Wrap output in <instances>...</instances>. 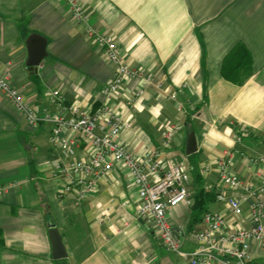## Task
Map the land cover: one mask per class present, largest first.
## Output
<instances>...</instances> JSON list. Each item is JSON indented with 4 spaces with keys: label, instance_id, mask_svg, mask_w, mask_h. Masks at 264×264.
<instances>
[{
    "label": "crops",
    "instance_id": "1",
    "mask_svg": "<svg viewBox=\"0 0 264 264\" xmlns=\"http://www.w3.org/2000/svg\"><path fill=\"white\" fill-rule=\"evenodd\" d=\"M78 1L88 12L86 22L72 20L64 0H0V73L38 115L65 114L63 106L72 104L94 113L105 101L103 88L115 66L86 28L112 34L123 61L142 71L123 79L112 100L130 122L119 141L135 156L152 152L183 160L192 204L202 189L209 197L206 211L221 212L235 226L225 199L218 198L230 190L219 186L214 163L232 152L233 169L258 184L249 159L264 154V0ZM34 36L46 40V55L30 70L28 44ZM238 46L251 56L242 83L223 74L226 63L237 64L236 55H227ZM138 88L143 93L135 97ZM54 89L62 100H53ZM105 118L98 123L107 126ZM170 124L180 128L165 148L163 132ZM52 126L47 121L31 126L0 91V264H187L137 220V186L121 162L88 196L58 195L65 181L58 167L86 158L89 150L77 137L73 155L63 157L50 141ZM191 131L194 152L187 141ZM205 165L210 171H202ZM203 213L180 204L170 219L190 233ZM249 220L245 203L239 221L246 227ZM50 223L62 237L65 258L52 256ZM195 247L187 234L182 248ZM252 255V264H264V249L255 243Z\"/></svg>",
    "mask_w": 264,
    "mask_h": 264
},
{
    "label": "built area",
    "instance_id": "2",
    "mask_svg": "<svg viewBox=\"0 0 264 264\" xmlns=\"http://www.w3.org/2000/svg\"><path fill=\"white\" fill-rule=\"evenodd\" d=\"M69 7L70 17L77 22H86L88 12L78 0H64ZM86 33L104 49L105 58L115 66V75L103 88L105 101L94 113L80 110L76 105L63 106V113L45 112L38 115L23 94L11 83L8 75L0 73V91L6 95L31 126L42 121L52 123L50 141L60 149L63 157L73 155L77 137L88 144L86 158L71 159L58 167L57 173L64 178L58 195L73 193L86 197L96 189L97 181L110 172L115 162H121L129 178L137 186L138 202L135 208L137 220L150 227L159 243L171 252L177 253L188 264H252V244L264 249V154L251 157L249 167H255L253 176L258 184L243 178L233 169L234 154L220 157L215 161L216 179L219 186L230 190L226 196L222 191L218 198L225 199V209L237 221L235 226L226 224L221 212L205 211L198 227L190 233L182 224L173 223L170 214L180 204L192 205V195L188 188L189 171L184 161L173 156L164 159L159 153L146 152L135 156L126 150L118 137L121 131L130 127V122L117 113L112 100L117 96L122 80L139 77L142 71L130 67L120 54L116 39L112 34L100 33L87 26ZM141 88L134 92L138 97ZM53 100H62L59 90L51 93ZM175 98V94L170 95ZM106 117L107 126L98 123ZM180 128L179 124L166 125L163 132V146L169 147L172 135ZM67 134L64 135L63 132ZM78 135V136H76ZM211 165H205L208 172ZM1 194V188H0ZM249 205L250 224H240L243 217V204ZM190 235L196 247L191 251L182 248L184 238Z\"/></svg>",
    "mask_w": 264,
    "mask_h": 264
},
{
    "label": "water",
    "instance_id": "3",
    "mask_svg": "<svg viewBox=\"0 0 264 264\" xmlns=\"http://www.w3.org/2000/svg\"><path fill=\"white\" fill-rule=\"evenodd\" d=\"M46 40L43 37L34 36L28 44V60L27 64L29 69L36 70L43 57L46 55L45 52ZM188 147L190 152L196 150V139L193 131L189 132ZM49 237L52 245V256L55 259L65 258L67 251L63 244L62 237L53 223L49 224Z\"/></svg>",
    "mask_w": 264,
    "mask_h": 264
},
{
    "label": "trees",
    "instance_id": "4",
    "mask_svg": "<svg viewBox=\"0 0 264 264\" xmlns=\"http://www.w3.org/2000/svg\"><path fill=\"white\" fill-rule=\"evenodd\" d=\"M238 47H235L227 55V57H229V58L236 55L237 56V64L235 65L234 68H229L230 66L228 67V65H232V64L226 63L225 65H227V66L223 67V74L225 76H227L228 78H231V79L237 77V79H235V81L238 83H242L244 78L246 76H248V74L250 72V62H251L250 58H251V56L248 54L247 51H244L243 49H241V46H238ZM239 54H241V56ZM228 60L229 59H227V61ZM208 198H209L208 194L204 193L203 190L201 189L193 197V204L191 205L192 210H194L195 212H198V214L205 212L207 209L205 204H206V201ZM197 218H198V216L196 218H193V221H195Z\"/></svg>",
    "mask_w": 264,
    "mask_h": 264
}]
</instances>
